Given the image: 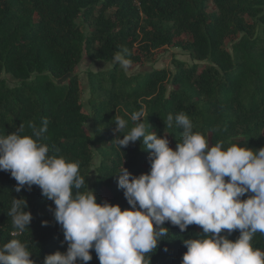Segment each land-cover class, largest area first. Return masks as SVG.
Instances as JSON below:
<instances>
[{"label":"trees","instance_id":"trees-1","mask_svg":"<svg viewBox=\"0 0 264 264\" xmlns=\"http://www.w3.org/2000/svg\"><path fill=\"white\" fill-rule=\"evenodd\" d=\"M79 19L88 22V32ZM165 45L187 50L197 62L173 58V70L159 67L133 74L112 65L123 48L135 64ZM83 50L90 59L112 65L87 72L88 111L76 72ZM1 72L18 82L9 86ZM139 110L150 124L148 131L166 135L173 149L182 138L183 129L175 123L180 112L210 146L223 141L225 147H264V0H0V136L31 135L29 125L39 128L46 120L41 141L50 155L79 162L85 178L79 191L89 188L98 203L119 204L123 210L131 205L118 187V173L125 167L139 176L151 165L142 141L118 146L123 134L114 131L115 120H128L127 132L133 126L131 114ZM93 147L99 162L90 184ZM16 184L10 172L0 170V247L18 239L35 264H44L47 255L68 247L54 217V202L39 186L16 192ZM14 198L25 199L32 215L16 236L7 215ZM164 226L169 234L151 254V264H181L187 251L183 241L202 229L189 225L182 232L169 222ZM223 234L234 241L240 232ZM252 245L264 251V235L256 233ZM90 251L87 264H100L94 249Z\"/></svg>","mask_w":264,"mask_h":264},{"label":"clouds","instance_id":"clouds-1","mask_svg":"<svg viewBox=\"0 0 264 264\" xmlns=\"http://www.w3.org/2000/svg\"><path fill=\"white\" fill-rule=\"evenodd\" d=\"M130 56L123 48L112 65L119 64L129 74ZM144 118L143 110L133 112V126L127 132L128 120H115L114 131L123 134L118 146L142 141L151 165L139 176L125 167L118 173V187L131 205L123 210L119 204L98 203L89 188L79 191L85 185L79 162L50 155L41 141L46 120L39 128L30 124L31 135L0 136V170L17 181L15 191L36 185L54 202V217L68 247L47 255L44 264H87L93 249L100 264H151V254L169 234L165 222L182 232L189 225L202 229V234L183 241L187 251L181 264H264V251L252 245L256 233L264 235V147L237 143L225 147L223 141L210 146L204 134L193 130L188 115L180 112L175 123L183 129L182 138L173 149L166 135L148 131ZM172 121L169 115V127ZM26 209L25 199H13L7 213L17 230L13 236L31 222ZM236 230L240 235L234 241L223 234ZM30 254L25 243L13 238L0 247V264H35Z\"/></svg>","mask_w":264,"mask_h":264},{"label":"rangeland","instance_id":"rangeland-1","mask_svg":"<svg viewBox=\"0 0 264 264\" xmlns=\"http://www.w3.org/2000/svg\"><path fill=\"white\" fill-rule=\"evenodd\" d=\"M208 9L213 10L214 6L211 1L208 2ZM82 29L85 32H88L91 27L89 26L88 22L86 21H80ZM231 40L227 41L226 45L229 48L231 45ZM177 58L180 60H184L186 63H191V62H197L196 60L192 59L190 54L188 53L187 50L182 49L181 47L178 46H173V45H165L161 47L160 49L152 52L151 54L147 55L141 62L132 64L130 69H129V74H133L136 72H141V71H146L150 70L152 68H159V67H165L168 70H173L174 66L172 64V59ZM111 65L109 61L105 60H92L89 58L88 53L83 50L80 62L77 65L76 72L80 78L82 89L80 92V99L83 104V109L88 111L89 106L87 103V99L89 97V92L87 88V72L88 71H96V70H101L104 68H108ZM1 76L5 79L6 83L9 86L15 85L18 81L13 78L10 74L1 72ZM91 122L90 120L87 121V126L90 127ZM99 162V153L95 147H93V157H92V164L90 167V184L95 179L96 176V166L98 165ZM102 191L107 194V191L102 188Z\"/></svg>","mask_w":264,"mask_h":264}]
</instances>
